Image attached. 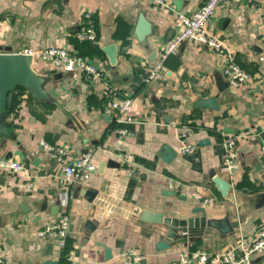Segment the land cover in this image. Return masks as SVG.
Instances as JSON below:
<instances>
[{"label":"crops","instance_id":"0c3cea01","mask_svg":"<svg viewBox=\"0 0 264 264\" xmlns=\"http://www.w3.org/2000/svg\"><path fill=\"white\" fill-rule=\"evenodd\" d=\"M203 1L0 0V51L65 46L98 64L117 94L133 95L136 119L124 124L134 137L111 133L110 98L101 86L34 59L33 80L15 85L12 107L0 102V156L27 167L26 173L0 168L1 264H120L118 254L129 245L149 253L147 264H168L175 249L222 251L264 224V2L230 0L206 26L222 48L187 40L168 57L161 79L144 82L176 30V13H190ZM229 57L250 74L247 83L228 84L223 69ZM183 129L194 148L189 153L180 152ZM225 134L239 137L240 166L233 172L224 164ZM46 142L73 154L93 151L96 173L69 190ZM166 144L178 152L170 161L164 159ZM119 152L130 154L132 163ZM167 177L204 185L217 201L204 205L169 194ZM90 187L97 190L92 201L84 197ZM69 194L73 225L60 251L37 231L59 218ZM200 206L204 211L192 212ZM142 209L205 215L212 225L189 246L176 240L160 249L167 228L142 220ZM253 264H264V256Z\"/></svg>","mask_w":264,"mask_h":264},{"label":"built area","instance_id":"2783aa9c","mask_svg":"<svg viewBox=\"0 0 264 264\" xmlns=\"http://www.w3.org/2000/svg\"><path fill=\"white\" fill-rule=\"evenodd\" d=\"M161 1V0H160ZM230 0H204L194 11L187 13L178 11L176 13V30L167 44L162 48L144 77V82L150 84L161 79L165 73V62L169 56L176 53L178 48L187 40L197 43H206L215 48H222L223 43L207 31V23L218 11ZM252 5L264 2V0H247ZM24 55L32 57V60L39 58L43 62L53 65L56 68L67 72H78L85 80L99 85L109 96L106 112L113 117L111 133L120 138L134 137L135 132L124 126L136 122L134 115V97L132 94L119 92L117 94L112 82L105 78L104 70L87 57L70 51L67 47L51 44L39 50L26 47L18 51ZM32 61V62H33ZM224 75L228 84L232 87H239L247 83L251 76L235 62L232 57L226 59L224 65ZM188 130L183 129L179 134L181 144L180 152L189 153L193 151V146L188 141ZM239 137L235 134H225L222 138L224 148V164L226 168L233 172L240 166V152L237 148ZM44 149L50 158L60 167L66 179L69 190L80 188L87 183L97 171V163L94 152L84 151L80 154H73L66 146L57 143L46 142ZM127 164L132 163L130 154L118 153ZM262 160V170L264 173V142L260 146ZM0 168L5 171L15 173H26L25 164L14 156H0ZM128 172L132 169L125 167ZM167 187L177 192L185 198L200 199L202 204L211 205L217 201L216 194L206 195V186L195 183H187L175 177H167ZM32 187L33 183L26 184ZM73 195H68L64 202L59 218L44 225L37 231L40 238L49 237L53 240V245L60 251L67 246V241L72 230L73 217L69 209ZM186 246H189L187 244ZM172 257L168 264H253V258L257 255L264 256V224H261L250 236H240L229 248L210 252L191 247L178 248L172 251ZM120 264H147L149 253L137 246H126L118 254ZM3 260V252L0 250V264Z\"/></svg>","mask_w":264,"mask_h":264},{"label":"water","instance_id":"95a60500","mask_svg":"<svg viewBox=\"0 0 264 264\" xmlns=\"http://www.w3.org/2000/svg\"><path fill=\"white\" fill-rule=\"evenodd\" d=\"M144 16H141L137 30L141 28ZM32 57L12 51H0V102H7L11 108L15 98L14 87L17 83H25L33 80L32 73ZM32 87V86H30ZM164 159L170 161L177 155V151L169 145H165ZM103 162L100 164V171L105 166ZM169 194H175L170 190ZM97 190L94 188H88L85 194V198L92 201ZM185 199V197H182ZM204 211L203 207H195L192 209L193 213ZM179 213V212H178ZM176 212V215H166L163 212H150L142 209L140 217L142 220L149 222H158L165 224L167 228V234L163 240L158 244L160 249H167L173 242L177 240V243L189 244L200 238L207 226L212 225L205 215H186L180 216ZM43 264H57L53 260H45Z\"/></svg>","mask_w":264,"mask_h":264}]
</instances>
